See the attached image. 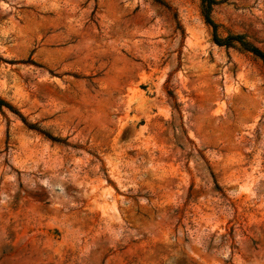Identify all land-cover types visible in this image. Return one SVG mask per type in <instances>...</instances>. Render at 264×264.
Instances as JSON below:
<instances>
[{"label": "rangeland", "instance_id": "1", "mask_svg": "<svg viewBox=\"0 0 264 264\" xmlns=\"http://www.w3.org/2000/svg\"><path fill=\"white\" fill-rule=\"evenodd\" d=\"M215 2L264 52V0ZM203 14L0 0V264H264V62Z\"/></svg>", "mask_w": 264, "mask_h": 264}, {"label": "trees", "instance_id": "2", "mask_svg": "<svg viewBox=\"0 0 264 264\" xmlns=\"http://www.w3.org/2000/svg\"><path fill=\"white\" fill-rule=\"evenodd\" d=\"M202 7H203V15L205 18V21L207 24H209L212 27L213 30V37H214V42L219 45V46H225V47H230L232 46V44L234 42L238 43L239 46L247 51L252 53L253 55H255L256 57L260 58L263 62H264V52H262L260 49H258L256 46L246 42L244 40V38L240 35H228L225 38H219L216 35V25L213 23V21L210 18V11H211V7L216 4L215 0H200ZM5 107L10 111H15L13 110V108L7 104L6 102H4L1 98H0V108ZM17 113V112H14ZM17 115L20 116V114L17 113ZM21 117V116H20Z\"/></svg>", "mask_w": 264, "mask_h": 264}]
</instances>
